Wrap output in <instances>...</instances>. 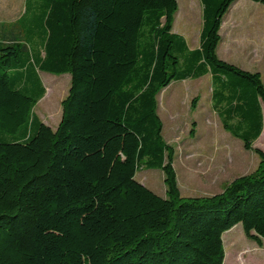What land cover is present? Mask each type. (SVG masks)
Segmentation results:
<instances>
[{"label":"trees","instance_id":"trees-1","mask_svg":"<svg viewBox=\"0 0 264 264\" xmlns=\"http://www.w3.org/2000/svg\"><path fill=\"white\" fill-rule=\"evenodd\" d=\"M199 1L195 48L172 30L177 0H26L1 27L0 264H224L222 234L239 223L261 243L264 80L217 55L236 0ZM39 71L70 74L55 128L33 112ZM206 74L222 127L259 162L218 193L184 197L157 95ZM140 167L163 171L164 197L135 179Z\"/></svg>","mask_w":264,"mask_h":264},{"label":"rangeland","instance_id":"rangeland-1","mask_svg":"<svg viewBox=\"0 0 264 264\" xmlns=\"http://www.w3.org/2000/svg\"><path fill=\"white\" fill-rule=\"evenodd\" d=\"M23 1L0 0V30L23 14ZM177 2L178 10L174 15L172 30L184 37L188 47L195 48L199 44L202 6L199 0ZM239 3L248 4L237 5ZM30 17L29 12L24 18L27 21ZM224 17L220 28L221 42L227 44L235 40L239 45L237 49L225 50L226 57L217 47L219 58L245 70L261 71L264 74V59L257 53H249L254 47L253 40L259 43L264 39V4L236 0ZM2 38L0 31V40ZM27 44L32 52L38 49V44L33 41ZM38 76L45 94L37 101L33 112L43 123L55 128L61 118V102L70 86V74L57 75L39 71ZM208 85L210 86V79L205 77L173 80L157 95V113L162 121V135L165 142L174 149L173 165L180 193L184 197L218 193L233 177L254 171L259 162L255 152L245 150L238 143L241 141L236 139V142L224 131L210 107ZM194 97L196 103L192 107ZM261 106L264 116V103ZM253 147L264 151V128ZM135 179L154 193L165 196L164 174L160 168L140 167L135 173Z\"/></svg>","mask_w":264,"mask_h":264},{"label":"crops","instance_id":"crops-1","mask_svg":"<svg viewBox=\"0 0 264 264\" xmlns=\"http://www.w3.org/2000/svg\"><path fill=\"white\" fill-rule=\"evenodd\" d=\"M23 2H24V7H23V11H24L26 0H24ZM245 4H248V3H239L237 5H245ZM230 8H231V6H230ZM230 8H229V10H230ZM20 16H21V14L19 16H17L16 19H18ZM224 18L225 17H223V20H224ZM13 21H15V20H13ZM252 44L254 45V47H252V49L249 50V53H257L260 55L261 59H264V39H262V41H259V43L257 40H253ZM238 45L236 44L235 40L225 44V43H222L221 39H220L217 47H218V50L221 52V54L224 56V55H226L225 50L237 49ZM189 48H191V47H189ZM259 49H261V50H259ZM260 51H261V53H260ZM224 57H226V56H224ZM225 61H227V60H225ZM227 62H229V61H227ZM259 72L261 73L262 80H264V74H262L261 71H259ZM204 77L207 79L208 78L210 79V74H206V75L199 77V78H196V79H202ZM208 87H210L209 89H210V93H211V80H210V86L208 85ZM210 107H211V96H210ZM211 109H212V107H211ZM212 111H213V109H212ZM218 119H219V117H218ZM224 131L227 132L225 129H224ZM227 133L231 136V138L233 140L238 142L236 140L238 138L232 136L229 132H227ZM239 141H241V140H239ZM238 143L242 144V146H243L242 141L238 142ZM256 167H257V164H256ZM240 175H237L235 177H238ZM235 177H233V178H235ZM232 179H230L229 181H231ZM228 182H226L225 185ZM224 186H223V188H224ZM222 241H223L224 252H225L224 264H264V239H262L261 243L259 244L255 240L248 238L245 235L243 227L240 223L236 224L235 226H233L229 230L225 231L222 234Z\"/></svg>","mask_w":264,"mask_h":264}]
</instances>
